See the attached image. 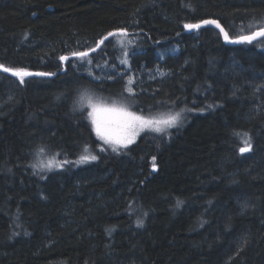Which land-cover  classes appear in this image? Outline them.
I'll list each match as a JSON object with an SVG mask.
<instances>
[{
  "label": "trees",
  "instance_id": "1",
  "mask_svg": "<svg viewBox=\"0 0 264 264\" xmlns=\"http://www.w3.org/2000/svg\"><path fill=\"white\" fill-rule=\"evenodd\" d=\"M207 19L251 34L264 0H0V64L55 74L0 72V264H264V38L184 32ZM88 96L190 111L114 152ZM41 147L67 163L34 168Z\"/></svg>",
  "mask_w": 264,
  "mask_h": 264
},
{
  "label": "snow or ice",
  "instance_id": "2",
  "mask_svg": "<svg viewBox=\"0 0 264 264\" xmlns=\"http://www.w3.org/2000/svg\"><path fill=\"white\" fill-rule=\"evenodd\" d=\"M202 25H215L216 28L220 29V32L224 35V39L229 42H251L255 40L257 37H264V29L253 32L251 35H243L238 38L236 41H230L229 35L225 32L224 28L221 27L219 23H217L214 19L203 20L201 23L195 24H185V29H199ZM128 33L125 30H119L117 32H109L107 36L103 37L98 43L97 47L104 44L109 37H122L126 38ZM120 45L123 47L124 40L121 39L118 41ZM90 51H96L95 48ZM73 56L83 59L89 55L86 51L74 52ZM128 53H125V57H127ZM67 56H60L61 62L67 60ZM91 63V61H89ZM122 63H127V58L122 61ZM0 71L5 73H10L12 76L17 77L20 80V83H24V77L29 75L36 76H51L53 73H29L21 69H13L6 67L0 64ZM91 75V73L89 74ZM131 83V81H129ZM131 93V89H128ZM87 96V92L81 94L80 102L81 105L85 97ZM89 100L88 107L91 109L88 112V119L92 124L93 131L96 136L102 140L105 144L112 145V150L116 152L119 148H125L128 145L132 144L135 141V138L143 131H153L158 134L163 133L167 134V130L173 127H176L184 118L183 113L185 111H190V109H181L180 111L168 110L165 113H162L158 117L138 115L134 111L128 110L124 105L117 106L113 104L112 106H102L99 104L91 103V97H87ZM246 135V134H245ZM243 147H240L239 151L241 153H245L251 150L252 145L249 140H242ZM45 148L41 147L37 150V156L40 157L45 153ZM87 152V148L85 149ZM97 157L92 155H82L80 157L81 161H87L89 159L95 160ZM63 163H67V161L57 162L55 157L49 158L47 163L39 161L38 164L32 165L34 168L39 167L40 170H52L53 167H61ZM155 167V166H154ZM181 202L178 201L177 205L179 206Z\"/></svg>",
  "mask_w": 264,
  "mask_h": 264
},
{
  "label": "water",
  "instance_id": "3",
  "mask_svg": "<svg viewBox=\"0 0 264 264\" xmlns=\"http://www.w3.org/2000/svg\"><path fill=\"white\" fill-rule=\"evenodd\" d=\"M201 23V22H200ZM218 23V22H217ZM205 26H213V27H215V25H202L200 28H202V27H205ZM222 27V26H221ZM199 28V29H200ZM216 28V27H215ZM223 28V27H222ZM217 29V31L221 34V36H222V39H223V43L225 44V45H227V46H236V45H240V44H244V43H249V42H229V41H226L225 39H224V35L220 32V29H218V28H216ZM262 29H264V28H261V29H258V30H256V31H254V32H258V31H260V30H262ZM183 30H184V32L185 33H194L195 31H197L198 29H185V27H183ZM225 30V29H224ZM117 32V31H116ZM226 32V31H225ZM252 34V33H251ZM251 34H246V35H251ZM243 36V35H242ZM240 37V36H239ZM239 37H236V38H233V39H231L230 37H229V40L230 41H236V40H238V38ZM109 38H111V37H109ZM261 38H264V37H257L255 40H253V41H251V42H254V41H257V40H259V39H261ZM250 42V43H251ZM102 45H100L99 47H96L95 49H96V51L101 47ZM96 51H88V53H89V55H91V54H93L94 52H96ZM69 58V57H68ZM71 58H75V56H71ZM68 60V59H67ZM67 60H65V61H63L62 62V64H65V62L67 61ZM64 70L65 69H62V71L61 72H64ZM1 73H4V74H6V75H9V76H11V77H15V76H12L10 73H5V72H3V71H0ZM27 72V71H26ZM29 73H37V72H29ZM55 76V74H53V75H51V76H36V75H29V76H26V77H41V78H51V77H54Z\"/></svg>",
  "mask_w": 264,
  "mask_h": 264
},
{
  "label": "rangeland",
  "instance_id": "4",
  "mask_svg": "<svg viewBox=\"0 0 264 264\" xmlns=\"http://www.w3.org/2000/svg\"><path fill=\"white\" fill-rule=\"evenodd\" d=\"M255 25H257V24H255ZM255 25H254V26H255ZM251 27H253V26H249V28L246 27V29H242V30H240V31H239V35L244 34V33H248L249 30L252 29ZM72 56H73V55H72ZM76 58H77V57H76ZM16 79H17V78H16ZM17 81L20 82L19 79H17ZM100 103H101V102H100ZM93 104H97V103H93ZM113 104H116L117 106L121 105L120 103H113ZM113 104H108V105L99 104V105L110 107V106H112ZM90 110H91V109L89 108V111H90ZM160 114H162V113H160ZM158 116H159V115H154V116H152V117H158ZM89 121H90V120H89ZM90 124H91V122H90ZM91 126H92V124H91ZM173 128H174V127H173ZM170 129H171V128H170ZM92 130H93V128H92ZM168 130H169V129H168ZM145 131H148V130H145ZM145 131L141 132L139 135H141V134L144 133ZM93 132H94V131H93ZM94 133H95V132H94ZM95 135H96V134H95ZM139 135H138V136H139ZM138 136H137V137H138ZM137 137L135 138V140L137 139ZM101 141H102V140H101ZM102 142H103V141H102ZM103 143H104V142H103ZM104 144H105V143H104ZM105 145H107V146H109V147H111V148L113 147L112 145H108V144H105ZM42 157H43V155L40 156V157H38V156L36 155L35 161H36V160H37L38 162H39V161H42V160H43ZM55 160H56L57 162H59L56 158H55ZM42 162L47 163V162H48V159H47V160L45 159V160L42 161ZM37 164H38V163H37ZM36 168H39V167H36ZM54 168H56V167H54ZM54 168H53V169H54ZM57 168H60V167H57Z\"/></svg>",
  "mask_w": 264,
  "mask_h": 264
},
{
  "label": "bare ground",
  "instance_id": "5",
  "mask_svg": "<svg viewBox=\"0 0 264 264\" xmlns=\"http://www.w3.org/2000/svg\"><path fill=\"white\" fill-rule=\"evenodd\" d=\"M243 154V153H242Z\"/></svg>",
  "mask_w": 264,
  "mask_h": 264
}]
</instances>
